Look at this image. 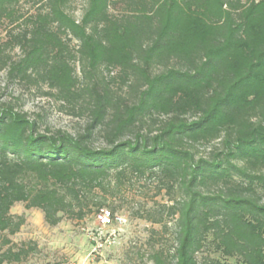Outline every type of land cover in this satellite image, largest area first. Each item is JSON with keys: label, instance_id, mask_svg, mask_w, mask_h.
<instances>
[{"label": "trees", "instance_id": "16d2710c", "mask_svg": "<svg viewBox=\"0 0 264 264\" xmlns=\"http://www.w3.org/2000/svg\"><path fill=\"white\" fill-rule=\"evenodd\" d=\"M73 2L0 0V71L88 117L71 135L0 104V264L35 249L16 204L149 224L125 264H264V0Z\"/></svg>", "mask_w": 264, "mask_h": 264}, {"label": "rangeland", "instance_id": "374dc122", "mask_svg": "<svg viewBox=\"0 0 264 264\" xmlns=\"http://www.w3.org/2000/svg\"><path fill=\"white\" fill-rule=\"evenodd\" d=\"M84 0H74L71 12L80 19ZM4 33L0 29V40ZM18 52L13 53L16 58ZM47 89L28 85L10 79L5 71H0V104H9L16 110L26 112L31 119L39 122L41 130H63L71 135L82 134L88 122L87 116H77L52 97L43 95ZM93 146L103 143L96 136ZM13 215H23L24 225L18 234L10 237L13 244L28 248L35 246L34 252L20 264H125L126 256L134 251V244L146 238L150 225L130 219L125 211H120L117 219L108 227H101L95 220L87 219L84 224L63 220L56 227H48L39 210H26L23 204H16L10 211Z\"/></svg>", "mask_w": 264, "mask_h": 264}, {"label": "built area", "instance_id": "2783aa9c", "mask_svg": "<svg viewBox=\"0 0 264 264\" xmlns=\"http://www.w3.org/2000/svg\"><path fill=\"white\" fill-rule=\"evenodd\" d=\"M94 220L98 223L99 226L108 227L111 223L118 219L117 217L112 219L110 212L106 209H102L96 214Z\"/></svg>", "mask_w": 264, "mask_h": 264}]
</instances>
